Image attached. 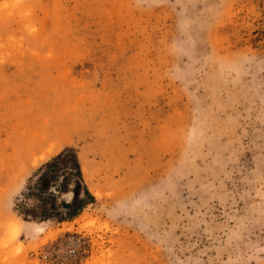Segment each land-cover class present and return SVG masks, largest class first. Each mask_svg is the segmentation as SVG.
Here are the masks:
<instances>
[{"label": "rangeland", "instance_id": "obj_1", "mask_svg": "<svg viewBox=\"0 0 264 264\" xmlns=\"http://www.w3.org/2000/svg\"><path fill=\"white\" fill-rule=\"evenodd\" d=\"M0 264H264V0H0Z\"/></svg>", "mask_w": 264, "mask_h": 264}, {"label": "water", "instance_id": "obj_2", "mask_svg": "<svg viewBox=\"0 0 264 264\" xmlns=\"http://www.w3.org/2000/svg\"><path fill=\"white\" fill-rule=\"evenodd\" d=\"M50 183H51V182H50L49 179L45 182V184H46L47 187H49ZM45 189H46V187H45Z\"/></svg>", "mask_w": 264, "mask_h": 264}, {"label": "crops", "instance_id": "obj_3", "mask_svg": "<svg viewBox=\"0 0 264 264\" xmlns=\"http://www.w3.org/2000/svg\"><path fill=\"white\" fill-rule=\"evenodd\" d=\"M78 203H79V201L76 202V204H78Z\"/></svg>", "mask_w": 264, "mask_h": 264}]
</instances>
